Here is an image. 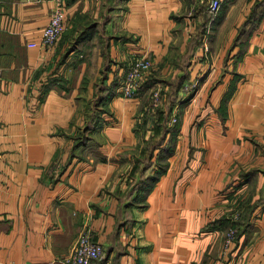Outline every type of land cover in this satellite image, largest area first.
<instances>
[{
	"label": "crops",
	"instance_id": "crops-1",
	"mask_svg": "<svg viewBox=\"0 0 264 264\" xmlns=\"http://www.w3.org/2000/svg\"><path fill=\"white\" fill-rule=\"evenodd\" d=\"M118 1L66 0L73 32L46 49L54 0H0V264H63L84 232L103 246L94 264H264L262 0L215 13L210 0ZM142 51L177 116L146 190L133 184L156 168H137L154 129L135 130L143 99L120 91Z\"/></svg>",
	"mask_w": 264,
	"mask_h": 264
},
{
	"label": "built area",
	"instance_id": "built-area-1",
	"mask_svg": "<svg viewBox=\"0 0 264 264\" xmlns=\"http://www.w3.org/2000/svg\"><path fill=\"white\" fill-rule=\"evenodd\" d=\"M66 0H54V6L48 23L41 32L40 45L46 49H53L66 29ZM220 6V0H210L208 10L215 13ZM30 47L37 45L30 42ZM153 66V60L147 51H142L133 58L126 70L121 82V95L125 98H133L137 95L140 84L146 79V75ZM193 84L187 83L183 86V92H190ZM159 92V89H157ZM156 92V93H158ZM234 231L230 229L228 236H232ZM103 254L102 244L92 240L89 235L81 233L72 251L65 256L63 264H94Z\"/></svg>",
	"mask_w": 264,
	"mask_h": 264
},
{
	"label": "trees",
	"instance_id": "trees-1",
	"mask_svg": "<svg viewBox=\"0 0 264 264\" xmlns=\"http://www.w3.org/2000/svg\"><path fill=\"white\" fill-rule=\"evenodd\" d=\"M107 5H112L113 0H106ZM264 4V0L262 1H256L255 3V7L258 8L260 6H263ZM257 17L253 14L250 13V15L247 17L245 24L242 25L241 30L245 29V25L248 23H253L255 21ZM94 25L90 23H87L86 26H84L83 29L78 30L76 35H74V37L72 38L69 47L67 48L68 51L74 49L76 47V45L78 44V42H80L81 40H84L85 38H87L90 34V32L93 30ZM73 32V30H70L69 32H67L66 34ZM150 80V78H149ZM149 80H147L146 82L148 83ZM184 79H177V81L172 80V84L175 88L179 87L181 85V83L183 82ZM167 82V81H166ZM168 83V82H167ZM172 86V87H173ZM174 97L175 100V94L173 93H169L168 94V102L164 103V105L162 106V108L157 109L158 111H156L155 113H150L147 112L146 114H144V122H143V126L141 127H145L147 125V123L150 121V123L153 126L154 129V134L153 136L150 137L149 140H147L144 144V147L141 150V155H139V158H137V168L140 169V174L141 172H144L145 170L149 169V168H155V170L148 176L146 177H142L140 176V178H138V180H136L133 184V186L135 185H140L141 188H143L144 190H146L147 186L150 185L151 183H153L156 178L158 177V175L160 173H162L166 167H167V156L172 153L173 151V146H174V138L177 134V126L175 124V122L173 124H169L168 123V115H170L171 113V107H172V102L171 99ZM227 94L222 98L221 100V105L224 101H226L227 99ZM173 100V99H172ZM103 101V99H102ZM171 102V103H170ZM174 104V103H173ZM95 112H98V114L96 115ZM93 113V115H92ZM91 113V118L96 117L98 119L99 117V111H93ZM140 127V124L138 122H136L135 125V130H138ZM89 127L85 126L84 129H81L79 137L76 138V142H78L80 139L83 140H88V137L84 136L83 133L84 131H88ZM168 137V139L166 140V142H164V140L166 139V137ZM158 149L157 154L154 156V150ZM154 156V158H152ZM141 189V190H143ZM143 190V192H144ZM144 194V193H143ZM138 196V193L135 195V199ZM133 198V200H134Z\"/></svg>",
	"mask_w": 264,
	"mask_h": 264
},
{
	"label": "rangeland",
	"instance_id": "rangeland-1",
	"mask_svg": "<svg viewBox=\"0 0 264 264\" xmlns=\"http://www.w3.org/2000/svg\"><path fill=\"white\" fill-rule=\"evenodd\" d=\"M113 2L114 3H117V2L119 3L118 0H113ZM64 34H66L65 31L61 35L60 39L63 38ZM136 54H139V52L136 53ZM151 69L147 73L146 79L140 84V87L138 89L137 95L135 97H133V98H137V101L140 98L143 99V103L141 104L140 109H139V111H138V113L136 115V122H138L140 124V126H143L144 114H146L147 112L155 113L156 111H158L157 109L162 108V106L164 105L165 101L168 99V93L165 90H163V88H162L163 86L158 84V82L155 79L152 82H149V83L146 82L147 79L149 80L148 76L151 75V74H149ZM157 89H159V92H158ZM156 92H158V93H156ZM188 92H185V93H188ZM189 97H190V94L185 97L184 102L185 101L187 102ZM172 99H171V102H172V105H174L173 104L175 102L174 97ZM167 102H168V100L166 101V103ZM95 114L97 115L98 112H95ZM167 120H168L169 124H172V123H174L177 120V116L176 115L174 116L172 114V112H171L170 115H168V119Z\"/></svg>",
	"mask_w": 264,
	"mask_h": 264
}]
</instances>
